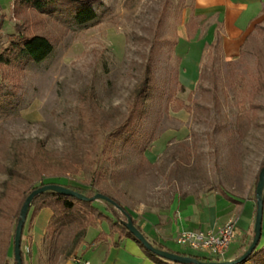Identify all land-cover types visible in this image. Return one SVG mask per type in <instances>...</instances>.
I'll list each match as a JSON object with an SVG mask.
<instances>
[{
	"label": "rangeland",
	"instance_id": "obj_1",
	"mask_svg": "<svg viewBox=\"0 0 264 264\" xmlns=\"http://www.w3.org/2000/svg\"><path fill=\"white\" fill-rule=\"evenodd\" d=\"M96 1L97 12L106 11L99 22L66 30L0 0V49L20 28L52 38L55 47L40 64L0 66V264H13L14 211L41 183L99 189L138 223L163 217L178 199L254 194L264 162V91L250 99L247 82L258 63L264 71V35L251 28L228 49L210 20L194 16L197 0ZM149 59L155 70L148 94L130 130L115 137ZM10 169L19 176L10 178ZM29 218L21 236L24 264L80 259L73 229L49 237L43 214L30 225ZM95 233L88 228L86 245Z\"/></svg>",
	"mask_w": 264,
	"mask_h": 264
},
{
	"label": "trees",
	"instance_id": "obj_2",
	"mask_svg": "<svg viewBox=\"0 0 264 264\" xmlns=\"http://www.w3.org/2000/svg\"><path fill=\"white\" fill-rule=\"evenodd\" d=\"M96 2V0H14L13 5L14 10L17 13L25 10H31L38 15L46 16L66 30H85L94 26L97 22L100 21V18H102L106 14L105 10L101 13L97 12L94 6ZM98 5L100 6V4ZM3 21L4 15L0 11V35ZM253 30H256L258 34L264 35V26H262L260 23L254 24ZM54 48L55 47L52 38L37 34L27 35L25 34V31L20 28L17 30V34L11 36V40L9 41L8 46L1 47L0 66L3 68H8L17 65H25L27 63L40 64L52 56ZM154 70L155 64L151 59H149L148 63L145 65V72L142 82L134 91L136 101L133 108L131 109L130 116L127 121L116 131L114 135L115 137L122 136L133 126V123L137 117V111L140 105L143 104V101L147 96L148 90L150 89V86L152 84L154 78ZM1 84H4V79L0 78V85ZM247 85L250 89V99H254L264 91V71L260 63L256 65L255 72L250 76ZM31 161L32 163L34 162L33 159ZM8 173L10 175V178L19 176L18 173H16V171L13 169H10ZM258 174L255 177L254 183L255 204V187L258 181ZM8 184L9 183H6V187L8 186ZM44 185H58L61 187H65L88 198L94 197L96 195H103L109 198L114 204H116L117 207H114L112 204L106 201H102L103 206H98L95 204V202L80 201L78 199L64 196L56 192L46 191L36 196L32 200L28 210V213L30 214L28 225L33 222V220L37 217L38 213L42 209H48L51 211V216L46 227L48 236L52 237L61 231L73 229L75 233L72 240L77 247L78 245H80L81 240L83 239L88 228L95 227L101 222H107L110 234L117 233L119 235V238H126L135 242L143 255L153 264H181L162 259L145 249L142 244L128 232L126 228V217H129L133 226L147 240L144 231L141 229L132 212L126 207L122 206L115 198L107 195L99 189H94L93 187L86 189L77 186H70L68 184H61L58 182L41 183L38 187L31 188L28 194L24 195L20 199L19 207L14 211L13 214L14 218L17 219V223L20 219V209L27 196L35 189L40 188ZM10 187L13 189L12 186H9V188ZM90 193L92 194L90 195ZM224 196L228 201L238 203V201H235L227 195L224 194ZM117 208H119L120 210H118ZM4 214L5 208L0 206V218L4 217ZM251 242L252 241L247 244L246 250L250 246ZM150 244L157 250L175 253L184 257H192L203 263H220L226 260L205 257L198 254L172 251L162 244ZM244 252L235 257L233 260L238 259ZM22 256L23 252L21 251L22 264H24ZM13 264H15L14 256ZM238 264H264V246L259 248L258 244L256 249L244 261Z\"/></svg>",
	"mask_w": 264,
	"mask_h": 264
},
{
	"label": "crops",
	"instance_id": "obj_3",
	"mask_svg": "<svg viewBox=\"0 0 264 264\" xmlns=\"http://www.w3.org/2000/svg\"><path fill=\"white\" fill-rule=\"evenodd\" d=\"M193 12L194 16L201 17V23L207 24L210 20L209 29L221 32V44L228 49L239 47L254 24L264 25V0H197ZM234 200L238 203L228 201L225 196L222 201L178 199L163 217L151 214L138 224L150 243L162 244L171 250L172 246L170 248L169 245L174 244L175 237L182 231L216 230L232 221L235 236L228 251L231 257L225 260L231 261L244 252L252 241L256 211L254 194L244 200ZM42 214L47 227L51 211L42 209L37 216ZM95 229L96 238L92 239L91 244L86 245L87 229L80 245L76 247L75 256L82 261L89 264H153L132 240L119 238L117 233L110 234L109 229L102 227L101 223ZM261 239L264 246V189ZM89 250H92L91 257L87 258L85 253ZM200 255L206 257L205 253Z\"/></svg>",
	"mask_w": 264,
	"mask_h": 264
},
{
	"label": "water",
	"instance_id": "obj_4",
	"mask_svg": "<svg viewBox=\"0 0 264 264\" xmlns=\"http://www.w3.org/2000/svg\"><path fill=\"white\" fill-rule=\"evenodd\" d=\"M263 189H264V163H263L261 170L259 171L258 181L255 187L256 211H255V221H254V230H253L254 236H253L252 242L250 246L248 247V249L236 260L223 261L220 263H216V262L203 263L192 257H188V256L184 257V256H180L175 253L160 251V250L155 249L145 239V237L133 226L129 217H126V220H127L126 228L128 232L137 241H139L145 249H147L148 251L152 252L153 254H155L156 256L162 259H166V260L176 262V263H181V264H238L244 261L256 249V247L259 244V241L261 238V225H262V212H263ZM46 191L56 192L64 196H69V197L78 199L80 201H90V202H95L96 200L106 201L112 204L114 207H117L116 204H114L109 198L103 195H96L94 197L88 198L73 190H70L68 188L61 187L58 185H44L40 188L35 189L27 196V198L25 199L20 209V213H19L20 219L16 225L14 239H13V256H14L15 264H22L21 249H20L21 236H22L23 226L25 224L31 202L36 196ZM117 209L120 210L119 208Z\"/></svg>",
	"mask_w": 264,
	"mask_h": 264
},
{
	"label": "built area",
	"instance_id": "obj_5",
	"mask_svg": "<svg viewBox=\"0 0 264 264\" xmlns=\"http://www.w3.org/2000/svg\"><path fill=\"white\" fill-rule=\"evenodd\" d=\"M235 236L232 221L216 230H187L180 232L174 243L182 248V252L189 254L205 253L206 257L223 259ZM75 264H89L81 259L74 260Z\"/></svg>",
	"mask_w": 264,
	"mask_h": 264
}]
</instances>
